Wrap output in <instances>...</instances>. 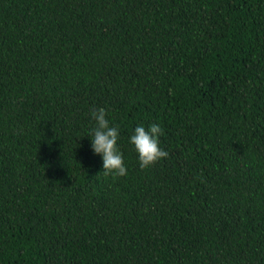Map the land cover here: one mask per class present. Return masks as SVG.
Here are the masks:
<instances>
[{"label": "trees", "instance_id": "obj_1", "mask_svg": "<svg viewBox=\"0 0 264 264\" xmlns=\"http://www.w3.org/2000/svg\"><path fill=\"white\" fill-rule=\"evenodd\" d=\"M0 264H264V0H0Z\"/></svg>", "mask_w": 264, "mask_h": 264}, {"label": "clouds", "instance_id": "obj_2", "mask_svg": "<svg viewBox=\"0 0 264 264\" xmlns=\"http://www.w3.org/2000/svg\"><path fill=\"white\" fill-rule=\"evenodd\" d=\"M91 116L96 123L91 133V148L94 154L102 157V174L106 177L111 175L113 178L126 176L128 173L123 154L117 147L118 126H109L106 110L103 107L93 109ZM162 135L163 129L158 124H151L147 130L143 125L134 128V133L129 140L137 153L141 170L151 167L161 159L168 158L169 153L159 147V137Z\"/></svg>", "mask_w": 264, "mask_h": 264}]
</instances>
